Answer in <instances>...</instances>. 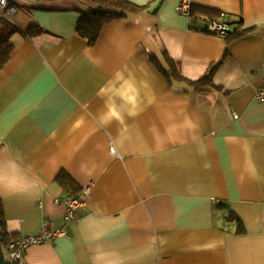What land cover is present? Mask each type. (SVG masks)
Masks as SVG:
<instances>
[{"label": "crops", "instance_id": "1", "mask_svg": "<svg viewBox=\"0 0 264 264\" xmlns=\"http://www.w3.org/2000/svg\"><path fill=\"white\" fill-rule=\"evenodd\" d=\"M127 1L147 9L107 24L94 46L76 30V9L93 6L13 1L3 229L17 240L61 228L66 173L86 203L24 264H264V0H190L226 13L229 39L205 33L215 15L181 14L182 0ZM33 25L43 32L26 36ZM168 58L186 81L212 72L213 86L170 83Z\"/></svg>", "mask_w": 264, "mask_h": 264}, {"label": "trees", "instance_id": "2", "mask_svg": "<svg viewBox=\"0 0 264 264\" xmlns=\"http://www.w3.org/2000/svg\"><path fill=\"white\" fill-rule=\"evenodd\" d=\"M82 2L93 6L89 11H81L76 9L80 13V18L77 23V34L87 40L90 46H94L97 41L100 39L103 28L116 19H124L129 17L130 15L138 14L147 9L146 6H139L127 0H81ZM192 12L195 16L196 12H202L211 14L212 16H219L215 10L204 8V7H193ZM233 24V23H231ZM238 28H235V30ZM20 28L11 22L10 20H1L0 22V68H2L5 64L8 63L10 54L13 50V45L11 43V36L15 32H19ZM26 36H35L41 34L43 29L38 25H33L29 29L23 31ZM231 36L233 34H230ZM228 36V39L230 38ZM171 69L168 72H163L170 83L173 81H184L199 89H205L206 87L213 86V73L210 72L205 75L203 78L198 81H186L178 72V67L175 62H173L170 58L167 59ZM205 83V84H204ZM57 181L70 193L73 195L77 194L78 189L76 187L73 179L66 173H62ZM231 220L236 219L240 224L242 221L239 217L233 213L229 215ZM4 221H0V244L2 246L3 252L10 251V244L15 241V236L9 234L3 229ZM242 228H240L242 232ZM6 264H16L10 263L6 261Z\"/></svg>", "mask_w": 264, "mask_h": 264}, {"label": "built area", "instance_id": "3", "mask_svg": "<svg viewBox=\"0 0 264 264\" xmlns=\"http://www.w3.org/2000/svg\"><path fill=\"white\" fill-rule=\"evenodd\" d=\"M14 0H0V18H5L12 20L17 13V8L13 6ZM192 4L190 0H182L181 4L178 6V11L187 16L190 20L194 19L192 12ZM205 33L213 36L226 39L230 34L237 31L235 27L227 18L226 13H220L216 17H205ZM262 77H263V87L257 93L258 99L264 98V63L262 66ZM89 194V189H84V191L77 193L75 195L69 196L65 200L66 213L64 217V224L61 228L54 231H43L36 236H27L19 238L10 244V263L24 264V252L26 249L50 243L54 238L62 237L67 235V228L69 224L78 217L79 210L85 205L87 196Z\"/></svg>", "mask_w": 264, "mask_h": 264}, {"label": "water", "instance_id": "4", "mask_svg": "<svg viewBox=\"0 0 264 264\" xmlns=\"http://www.w3.org/2000/svg\"><path fill=\"white\" fill-rule=\"evenodd\" d=\"M0 264H6V260L1 244H0Z\"/></svg>", "mask_w": 264, "mask_h": 264}, {"label": "rangeland", "instance_id": "5", "mask_svg": "<svg viewBox=\"0 0 264 264\" xmlns=\"http://www.w3.org/2000/svg\"><path fill=\"white\" fill-rule=\"evenodd\" d=\"M4 256L6 261L10 260V254L6 250L4 251Z\"/></svg>", "mask_w": 264, "mask_h": 264}]
</instances>
